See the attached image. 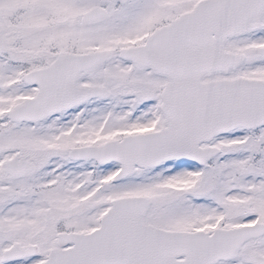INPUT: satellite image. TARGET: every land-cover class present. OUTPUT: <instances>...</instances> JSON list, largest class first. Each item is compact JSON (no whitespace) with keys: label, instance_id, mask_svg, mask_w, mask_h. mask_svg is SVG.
Wrapping results in <instances>:
<instances>
[{"label":"snow or ice","instance_id":"1","mask_svg":"<svg viewBox=\"0 0 264 264\" xmlns=\"http://www.w3.org/2000/svg\"><path fill=\"white\" fill-rule=\"evenodd\" d=\"M0 264H264V0H0Z\"/></svg>","mask_w":264,"mask_h":264}]
</instances>
